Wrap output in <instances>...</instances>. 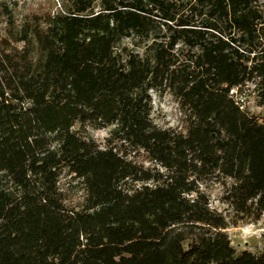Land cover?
<instances>
[{
    "label": "trees",
    "instance_id": "obj_1",
    "mask_svg": "<svg viewBox=\"0 0 264 264\" xmlns=\"http://www.w3.org/2000/svg\"><path fill=\"white\" fill-rule=\"evenodd\" d=\"M249 82L264 105L258 0H0V264H264L225 231L264 216V121L230 93ZM76 123L114 129L102 147Z\"/></svg>",
    "mask_w": 264,
    "mask_h": 264
},
{
    "label": "rangeland",
    "instance_id": "obj_2",
    "mask_svg": "<svg viewBox=\"0 0 264 264\" xmlns=\"http://www.w3.org/2000/svg\"><path fill=\"white\" fill-rule=\"evenodd\" d=\"M17 2L21 10H25L29 6L37 4L39 1L45 0H11ZM258 2L264 7V0H258ZM123 48L128 50L138 49L140 52L144 51V48H137L136 42L132 37L125 38L119 45V49L122 52ZM152 95V113L151 118L160 127L175 128L178 130H184L185 125L183 123V115L179 109V105L174 97L170 93L160 94L155 91H151ZM244 107H246L252 114L258 116L261 121H264V105L258 103L256 95L255 84L246 83L237 89L235 96ZM114 126H108L104 128H96L90 124L76 123L74 130L85 139H92L102 147L107 145V138L110 136ZM134 152L133 154H135ZM136 159L141 164L147 167H153L154 164L148 156L143 152H138ZM62 187L65 190L68 198V204L75 205L81 202L85 196V189L80 179L72 177V175L64 174L62 178ZM202 189L206 191L211 198L212 208L223 212L226 215H234V213L228 209L227 205L222 201V195L224 187L222 184L208 181L202 186ZM236 219V218H234ZM238 223H230L225 231L228 233L233 246L238 250H250L252 252H258L264 245V216L259 220L252 219H237Z\"/></svg>",
    "mask_w": 264,
    "mask_h": 264
},
{
    "label": "built area",
    "instance_id": "obj_3",
    "mask_svg": "<svg viewBox=\"0 0 264 264\" xmlns=\"http://www.w3.org/2000/svg\"><path fill=\"white\" fill-rule=\"evenodd\" d=\"M237 89H238L237 87L231 89L230 93H231L232 95L236 96V94H237Z\"/></svg>",
    "mask_w": 264,
    "mask_h": 264
}]
</instances>
